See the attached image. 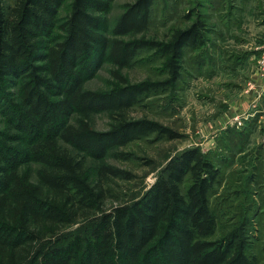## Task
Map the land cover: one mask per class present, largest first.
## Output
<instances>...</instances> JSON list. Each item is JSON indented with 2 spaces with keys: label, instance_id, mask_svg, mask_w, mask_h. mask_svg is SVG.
I'll return each instance as SVG.
<instances>
[{
  "label": "trees",
  "instance_id": "16d2710c",
  "mask_svg": "<svg viewBox=\"0 0 264 264\" xmlns=\"http://www.w3.org/2000/svg\"><path fill=\"white\" fill-rule=\"evenodd\" d=\"M4 1L0 264H255L237 238L213 240L218 219L209 197L220 171L195 148L172 157L139 196L105 209L109 182L131 177L108 159L151 135L176 138L128 111L180 79L185 48L201 40L197 26L159 43L145 38L155 0L125 5L112 22L114 0ZM141 51L162 56L169 79L129 82L121 70ZM106 61L114 84L87 90ZM101 113L110 119L105 131L92 126ZM78 222L83 233L69 234Z\"/></svg>",
  "mask_w": 264,
  "mask_h": 264
},
{
  "label": "rangeland",
  "instance_id": "374dc122",
  "mask_svg": "<svg viewBox=\"0 0 264 264\" xmlns=\"http://www.w3.org/2000/svg\"><path fill=\"white\" fill-rule=\"evenodd\" d=\"M16 0H5L11 6ZM135 0H114L112 22ZM69 1L59 18L68 15ZM197 26L201 40L184 50L180 79L159 87L128 111L132 119L157 122L176 135L169 140L151 135L120 150L108 163L126 171L130 180H112L105 209L136 198L155 181L164 165L187 149H197L219 169L209 197L218 219L213 240L238 239L255 264H264V77L257 73L264 52V0H155L145 38L169 42L178 31ZM136 65L122 69L131 83L169 79L164 58L141 51ZM114 66L106 61L93 79L91 91L114 84ZM234 117V118H233ZM106 114L92 118L97 131L109 128ZM84 222L69 227L81 234Z\"/></svg>",
  "mask_w": 264,
  "mask_h": 264
},
{
  "label": "built area",
  "instance_id": "2783aa9c",
  "mask_svg": "<svg viewBox=\"0 0 264 264\" xmlns=\"http://www.w3.org/2000/svg\"><path fill=\"white\" fill-rule=\"evenodd\" d=\"M258 68H257V73L259 74L260 77H264V52L262 56L258 60ZM262 149L264 152V137L262 138Z\"/></svg>",
  "mask_w": 264,
  "mask_h": 264
},
{
  "label": "crops",
  "instance_id": "0c3cea01",
  "mask_svg": "<svg viewBox=\"0 0 264 264\" xmlns=\"http://www.w3.org/2000/svg\"><path fill=\"white\" fill-rule=\"evenodd\" d=\"M234 118V117H233Z\"/></svg>",
  "mask_w": 264,
  "mask_h": 264
}]
</instances>
